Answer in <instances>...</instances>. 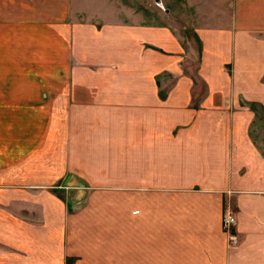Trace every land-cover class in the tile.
I'll use <instances>...</instances> for the list:
<instances>
[{
  "label": "crops",
  "instance_id": "crops-1",
  "mask_svg": "<svg viewBox=\"0 0 264 264\" xmlns=\"http://www.w3.org/2000/svg\"><path fill=\"white\" fill-rule=\"evenodd\" d=\"M199 2L150 28L0 0V264H264V0Z\"/></svg>",
  "mask_w": 264,
  "mask_h": 264
},
{
  "label": "rangeland",
  "instance_id": "rangeland-1",
  "mask_svg": "<svg viewBox=\"0 0 264 264\" xmlns=\"http://www.w3.org/2000/svg\"><path fill=\"white\" fill-rule=\"evenodd\" d=\"M159 1V4L156 2ZM189 0H77L82 3V7L92 12L105 13L107 17L116 16L120 22L130 23L132 26L141 27H167L170 25L181 27H190L194 22L195 7L188 5ZM200 1V11L207 12L210 10V4L206 0ZM229 0H226L228 3ZM198 10V9H197ZM134 23V24H133ZM184 40L192 35H182ZM194 44H198L197 40ZM232 95V94H231ZM244 108L249 106L247 102L239 100ZM249 115L252 120L246 131H243V154H254L260 161L264 162V106L257 105L256 109H249ZM251 117V116H250ZM67 192L69 190H66ZM69 202V199H68Z\"/></svg>",
  "mask_w": 264,
  "mask_h": 264
},
{
  "label": "built area",
  "instance_id": "built-area-1",
  "mask_svg": "<svg viewBox=\"0 0 264 264\" xmlns=\"http://www.w3.org/2000/svg\"><path fill=\"white\" fill-rule=\"evenodd\" d=\"M236 219L231 212L224 213L222 217V230L226 236L228 249H235L239 240L235 233Z\"/></svg>",
  "mask_w": 264,
  "mask_h": 264
},
{
  "label": "water",
  "instance_id": "water-1",
  "mask_svg": "<svg viewBox=\"0 0 264 264\" xmlns=\"http://www.w3.org/2000/svg\"><path fill=\"white\" fill-rule=\"evenodd\" d=\"M156 4H159V1H157Z\"/></svg>",
  "mask_w": 264,
  "mask_h": 264
},
{
  "label": "trees",
  "instance_id": "trees-1",
  "mask_svg": "<svg viewBox=\"0 0 264 264\" xmlns=\"http://www.w3.org/2000/svg\"><path fill=\"white\" fill-rule=\"evenodd\" d=\"M69 261V260H68Z\"/></svg>",
  "mask_w": 264,
  "mask_h": 264
}]
</instances>
